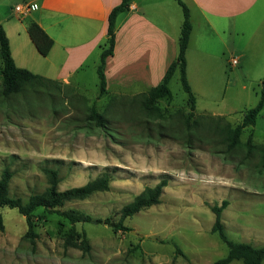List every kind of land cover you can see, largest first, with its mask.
I'll return each mask as SVG.
<instances>
[{"label": "rangeland", "instance_id": "1", "mask_svg": "<svg viewBox=\"0 0 264 264\" xmlns=\"http://www.w3.org/2000/svg\"><path fill=\"white\" fill-rule=\"evenodd\" d=\"M21 3L25 0H0V22L4 27L10 22L15 34L25 31L32 17L19 18L15 7ZM170 3L181 33L183 8L177 0ZM198 31L204 53L202 59L191 57L188 80L196 96L192 115L178 69L169 83L173 98L157 100L159 110L142 107L139 92L158 85L167 69L153 67L149 81L133 83L146 71L136 65L138 54L126 39L105 63V94L100 93L98 67L106 36L73 71L70 85L47 79L4 96L0 56V176L6 167L12 171L10 194L27 201L42 192L48 186L46 167L58 170L61 190L84 185L107 168L113 174L108 190L59 207L75 209L90 221L72 223L56 210L38 207L35 244L24 237L25 216L3 207L0 264H214L229 250L211 230V205L224 199L229 201L222 211L229 238L264 246V107L236 147L228 150L221 133L226 123L235 126L259 102L264 82L249 81L248 75L261 76L258 70L232 64L238 54L225 42L234 33ZM24 33L26 43L13 34L17 64L50 73L48 57ZM92 106L106 117L103 125L89 118ZM162 178L168 185L161 202L126 218L128 230L116 231L106 222L118 221L127 203ZM72 228L86 234L89 251L65 246ZM241 263L235 259L229 264Z\"/></svg>", "mask_w": 264, "mask_h": 264}, {"label": "crops", "instance_id": "2", "mask_svg": "<svg viewBox=\"0 0 264 264\" xmlns=\"http://www.w3.org/2000/svg\"><path fill=\"white\" fill-rule=\"evenodd\" d=\"M27 1L36 2L38 8L26 16H32L30 20L38 22L54 39L53 46L45 55L52 64V70L50 73L39 75L61 85H70L73 71L81 67L101 40L107 37L109 13L122 0ZM184 2L189 8L192 23L186 54L188 77L191 57L193 60L202 59L201 53H204V47L200 39H197L196 31L199 27L198 32L201 34H210L211 29H221L228 34L234 33L233 40L225 44L232 48L234 54H238L237 65L258 70L261 76H247L251 83L263 81L264 0H184ZM180 23L178 16L174 15L170 0H132L130 8L118 16L115 51L121 41L126 39L133 47L132 52L138 54L136 65H140L146 71L144 77L137 78L133 83L143 84L149 81L153 67L165 71L177 58ZM11 28L10 22L8 26L5 25L15 59L13 34L18 35L20 43H26V35L22 33L28 34V25L24 27L25 31L17 34ZM145 89L139 93L147 92L150 88ZM134 95L136 94H132Z\"/></svg>", "mask_w": 264, "mask_h": 264}, {"label": "trees", "instance_id": "3", "mask_svg": "<svg viewBox=\"0 0 264 264\" xmlns=\"http://www.w3.org/2000/svg\"><path fill=\"white\" fill-rule=\"evenodd\" d=\"M132 0H122L121 3L114 6L108 16L107 26V40L101 55V63L98 67V74L100 79V93L107 92V80L104 71V66L109 57L115 52L116 47V29L118 16L130 8ZM184 12V21L181 27L179 37V46L177 58L168 67L162 81L150 88L147 92L141 93L142 107L147 111L159 110L156 105L157 100L167 97L173 98V94L169 87L170 80L176 70L178 69L181 76V82L184 90L187 92V101L190 105V114L194 113L196 109V96L193 92L192 86L188 80L187 74V48L192 31V23L190 20V13L187 4L184 0H177ZM28 33L42 55H47L54 44V39L45 31V29L36 21L29 20ZM0 56L2 60V93L4 96H9L14 93L21 92L28 85L36 82H42L47 78L32 72L31 70L20 67L16 64L13 57L10 39L5 27L0 22ZM264 82V79H263ZM264 107V89L261 94L259 102L246 110L241 122L232 126L231 123H226L221 128V133L224 135V143H227L228 150L236 147L241 143V133L248 126L256 123L257 117ZM90 119H93L99 125L106 122L104 114L99 112L95 106L91 107ZM189 118V117H188ZM253 141L252 134L249 136L246 144L251 147ZM251 149V148H250ZM262 164L264 166V148L261 156ZM44 171L47 176L48 186L42 191L31 194L27 201L20 196H12L9 191V185L13 176L12 171L6 167L0 176V229L4 228L3 214L1 209L3 207L15 208L25 216L27 223V231L24 237L36 243L38 233L35 230L36 226V209L43 207L46 210H56L58 213L69 219L72 223L81 221H90V216H84L75 209L61 210L67 201L74 199H84L95 192L108 190L110 182L113 179V174L110 169H106L101 175L89 180L81 186H74L64 190L59 188L60 176L57 169L46 167ZM168 185V179L162 178L154 186L145 187L132 201L127 203L120 211V218L118 221L106 222L110 223L113 228L118 230H128L129 227L124 224L126 218L133 216L141 210L149 208L161 202V196L164 188ZM229 204L227 199H224L221 204L211 205V209L215 214V220L212 226V232L218 233L221 240L228 246V253L226 256L216 260L214 264H229L235 259H240L241 264H262L264 260V246L256 247L248 242H236L229 238L222 220V211ZM100 220V219H98ZM65 246H72L80 248L84 251L91 249V244L84 232H79L76 228H72L65 239Z\"/></svg>", "mask_w": 264, "mask_h": 264}, {"label": "built area", "instance_id": "4", "mask_svg": "<svg viewBox=\"0 0 264 264\" xmlns=\"http://www.w3.org/2000/svg\"><path fill=\"white\" fill-rule=\"evenodd\" d=\"M38 8V4L34 1H25V3L18 4L15 7L16 13L19 17L28 15L31 11ZM232 64H238V59L233 58Z\"/></svg>", "mask_w": 264, "mask_h": 264}]
</instances>
